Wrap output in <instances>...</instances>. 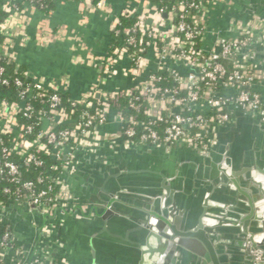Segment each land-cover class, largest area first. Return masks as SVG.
<instances>
[{
	"label": "built area",
	"instance_id": "1",
	"mask_svg": "<svg viewBox=\"0 0 264 264\" xmlns=\"http://www.w3.org/2000/svg\"><path fill=\"white\" fill-rule=\"evenodd\" d=\"M47 1L67 0H0V191L9 197L0 199V264H68L70 222L90 207L67 180L80 157L109 164L106 153L145 146L205 154L239 113L264 121V68L249 63L264 48V21L225 24L230 11L219 7L235 0H121L110 29L119 43L92 59L97 82L79 96L67 77L20 70V48L33 37L42 47L68 38ZM71 1L86 13L114 5ZM121 16L134 24L119 30Z\"/></svg>",
	"mask_w": 264,
	"mask_h": 264
},
{
	"label": "water",
	"instance_id": "2",
	"mask_svg": "<svg viewBox=\"0 0 264 264\" xmlns=\"http://www.w3.org/2000/svg\"><path fill=\"white\" fill-rule=\"evenodd\" d=\"M255 9L238 11L235 17L246 22L259 15L264 20ZM249 63L264 68V60L256 58ZM126 152L135 155L114 160L119 152L105 154L109 159L105 165L110 169L107 188L104 183L85 191L71 180L80 175L89 156L80 157L78 170L68 175L75 195H89L85 202L104 210L102 214L73 218L76 225H82L67 257L68 264H107L108 256H116L106 248L107 240L127 243L122 252L130 251L128 255L139 257L140 264H176L181 257L191 263L224 264L220 247L235 238L229 236L231 232L238 233L236 238H247L238 244L246 249L251 264H264L261 117L239 113L232 124L220 130L216 144L205 154L166 146ZM104 198L108 202H103ZM184 201L199 203L201 212L194 223L188 222L187 210L178 207ZM193 210L196 212V208ZM130 232L137 234L136 239H127ZM257 256H261L259 261Z\"/></svg>",
	"mask_w": 264,
	"mask_h": 264
},
{
	"label": "crops",
	"instance_id": "3",
	"mask_svg": "<svg viewBox=\"0 0 264 264\" xmlns=\"http://www.w3.org/2000/svg\"><path fill=\"white\" fill-rule=\"evenodd\" d=\"M260 4L258 10L264 16V0H256ZM114 3L112 12H85L79 2L67 0L58 5L54 10L51 21L52 25H64L68 30V38L64 41L56 42L48 46H40L33 39L25 46L20 48L19 59L23 66L32 68L46 76L67 77L69 81V91L74 96H79L84 93L89 87L97 82V72L92 65V59L104 56L111 42V24L115 17L122 12L123 3L121 0H112ZM260 2V3H259ZM115 6V7H114ZM220 10H226L225 24L229 22L230 17H235L236 12H241L243 9L239 5V0H235L234 5L228 7H219ZM241 15V14H240ZM244 15V14H243ZM261 18L259 15H257ZM41 15L35 14L32 20V32ZM241 19L240 17H237ZM263 19V18H261ZM244 21V20H243ZM255 56L258 60H264V48H259ZM238 117V116H237ZM236 117V118H237ZM236 120V119H235ZM155 165V164H154ZM183 171V167L181 172ZM199 203L184 201L178 203L180 209L187 210V218L189 223H194L201 212ZM191 209L189 212L188 209ZM196 208V212L193 210ZM103 209L89 207V212L85 216H90L93 213L102 214ZM126 224V222H124ZM82 225V224H81ZM81 225H76L74 219L71 220L69 231L66 236V244L68 247L67 257L70 255L75 242L78 228ZM125 235V231H120ZM238 233H230L229 236L235 237L230 240L228 245L221 246V254L224 264H251L249 255L246 249L238 244L239 241L247 240V238H236ZM127 239H136L137 234L130 232ZM109 251L116 253V256H108L107 264H140L139 257L133 258L130 251H123L122 248L127 247V243L118 240H107ZM134 245L130 244V247ZM121 250V251H120ZM139 261V262H138ZM162 264H169L162 263ZM176 264H200L199 262L191 263L190 259L185 257L177 258Z\"/></svg>",
	"mask_w": 264,
	"mask_h": 264
},
{
	"label": "flooded vegetation",
	"instance_id": "4",
	"mask_svg": "<svg viewBox=\"0 0 264 264\" xmlns=\"http://www.w3.org/2000/svg\"><path fill=\"white\" fill-rule=\"evenodd\" d=\"M260 3V2H259ZM261 4V3H260ZM258 2L256 0H239V5L243 9V13L248 8H255V10H260ZM129 154V156L133 157L135 153H127L126 151H121L117 155L113 156V159L119 157H125ZM85 164L82 165V170L79 176H74L71 178L72 181H74L79 187L83 188L85 191L88 189V187H99L102 186V184H105V187L107 188L110 184H108L109 181V173L110 169L108 166L105 165V160L102 157L99 156H89L84 160ZM114 199L109 200L110 202ZM103 202H108V198H104L102 200ZM254 253V252H252ZM257 263V261L255 262Z\"/></svg>",
	"mask_w": 264,
	"mask_h": 264
},
{
	"label": "trees",
	"instance_id": "5",
	"mask_svg": "<svg viewBox=\"0 0 264 264\" xmlns=\"http://www.w3.org/2000/svg\"><path fill=\"white\" fill-rule=\"evenodd\" d=\"M80 1V0H79ZM48 2V1H47ZM164 3L166 4V3H173V0H164ZM56 1L54 2V1H49L48 3H47V6L45 7V12L47 13V14H50L52 11H54L55 9H56ZM2 16L4 17V14H2V13H0V18H2ZM256 17H258V16H256ZM264 21V20H263ZM134 22H135V17H127V16H121L120 17V21L118 22V24H117V28L119 29V30H121V31H123V30H125V29H128L129 27H131L133 24H134ZM119 43V41L117 40V37H114V39L111 41V44L112 45H116V44H118ZM227 63V62H226ZM227 64H229V62L227 63ZM8 66L9 67H12L13 66V74L15 73L16 74V72H14V66H15V64L14 63H12V62H9L8 63ZM26 67L25 66H21L20 67V70L21 71H23L24 69H25ZM9 71L10 72H12V69H9ZM6 88L4 87V86H2L1 84H0V90H5ZM131 112V111H130ZM130 112H127L126 111V114H129ZM8 195H6V194H4V193H2L1 191H0V199L1 200H4V201H8Z\"/></svg>",
	"mask_w": 264,
	"mask_h": 264
}]
</instances>
